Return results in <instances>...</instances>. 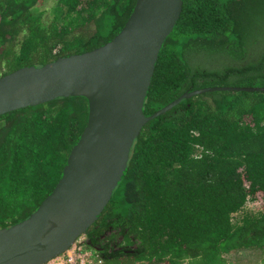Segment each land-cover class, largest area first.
<instances>
[{"label": "trees", "instance_id": "1", "mask_svg": "<svg viewBox=\"0 0 264 264\" xmlns=\"http://www.w3.org/2000/svg\"><path fill=\"white\" fill-rule=\"evenodd\" d=\"M135 3L0 0V77L105 45ZM210 87L264 88V0H183L142 112ZM87 118L81 96L0 115V229L51 193ZM85 235L101 264H264V91L197 94L143 125Z\"/></svg>", "mask_w": 264, "mask_h": 264}, {"label": "water", "instance_id": "2", "mask_svg": "<svg viewBox=\"0 0 264 264\" xmlns=\"http://www.w3.org/2000/svg\"><path fill=\"white\" fill-rule=\"evenodd\" d=\"M182 3L136 0L121 31L105 45L0 77V115L59 97L81 96L88 103L86 125L54 189L28 218L0 229V264H45L84 235L121 180L143 125L183 98L214 90L264 91L203 88L182 94L150 116L143 114L155 63Z\"/></svg>", "mask_w": 264, "mask_h": 264}, {"label": "built area", "instance_id": "3", "mask_svg": "<svg viewBox=\"0 0 264 264\" xmlns=\"http://www.w3.org/2000/svg\"><path fill=\"white\" fill-rule=\"evenodd\" d=\"M84 240V235H81L65 252L45 264H101L98 255L85 246Z\"/></svg>", "mask_w": 264, "mask_h": 264}, {"label": "rangeland", "instance_id": "4", "mask_svg": "<svg viewBox=\"0 0 264 264\" xmlns=\"http://www.w3.org/2000/svg\"><path fill=\"white\" fill-rule=\"evenodd\" d=\"M261 205H262V200L260 198H257L255 201L248 202L247 208L256 211L257 209L261 208Z\"/></svg>", "mask_w": 264, "mask_h": 264}, {"label": "flooded vegetation", "instance_id": "5", "mask_svg": "<svg viewBox=\"0 0 264 264\" xmlns=\"http://www.w3.org/2000/svg\"><path fill=\"white\" fill-rule=\"evenodd\" d=\"M85 239L87 243H91L90 240H88L87 235H85Z\"/></svg>", "mask_w": 264, "mask_h": 264}]
</instances>
